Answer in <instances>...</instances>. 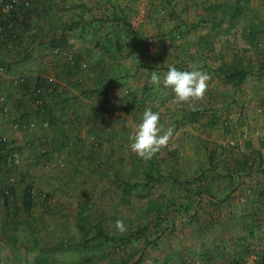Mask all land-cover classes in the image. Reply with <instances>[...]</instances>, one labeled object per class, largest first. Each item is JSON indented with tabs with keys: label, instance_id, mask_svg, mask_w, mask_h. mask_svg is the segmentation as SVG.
Listing matches in <instances>:
<instances>
[{
	"label": "crops",
	"instance_id": "0c3cea01",
	"mask_svg": "<svg viewBox=\"0 0 264 264\" xmlns=\"http://www.w3.org/2000/svg\"><path fill=\"white\" fill-rule=\"evenodd\" d=\"M64 1L66 0H44L45 4ZM98 1H102L105 6L109 4L108 8L111 9V4L122 0H92L93 3ZM72 20L77 21L75 24H80L82 17L73 15L68 23ZM36 31L40 44L31 42L23 45L28 39L27 37L24 40V37V43H19L12 53L0 54V62L6 68L0 75V94H4L8 102L7 113H3L0 108V138L4 136L7 139L6 136L13 135L12 122L18 120L24 124L35 120L37 126L24 127V130H20L24 133V139L22 135L18 137L23 139L21 143L26 155L25 161L32 165L38 163L45 168L46 164L53 166L61 162L64 166V163H86L81 158L88 159L93 165L101 164L98 167L104 171L106 181L109 179V185L111 179L120 178L131 164L137 170L138 165L141 167L148 164L151 173L146 174L145 178L150 176L149 184L159 183L163 179L169 181L167 189H156L161 202L157 205L155 216L148 218V223L144 222L140 213L136 216L139 221L135 222L136 225L147 231L142 233L143 238L137 236V240L132 238V241L137 243L140 239L145 240L144 246L146 241L149 243L153 239L150 236L151 231H156L157 227L161 230L163 225L172 227L173 236H167L163 244L151 243L146 251L134 252V259H139L135 264H183L191 259L197 260L199 264H264V138L253 133L244 137L246 132L264 127V79L246 78V101L252 103L240 115L235 114L237 123L233 125L227 122L212 124L210 122L213 118L209 123L198 122V116L203 114L200 106H190L180 113L181 118L186 115L193 118L192 121L191 117L188 121L184 118L176 128L169 121L167 125L161 123L164 132L171 129L174 133L176 129L177 133H181L180 138L183 141L170 145L174 139H169L151 159L146 160L131 151L129 137L134 134L146 108L150 107L153 111L160 109L156 102L160 101L159 98L149 104H144L141 94L129 99L126 78H92L98 73L95 70L85 76L83 73L78 80L65 77L61 68L49 63L46 58L35 60L37 53L35 55L34 51L46 52L48 47L44 40H48L55 33L53 29L49 31L46 27H39ZM60 31L59 40L74 44V37L78 34ZM38 34L36 33L37 36ZM42 37L44 38L41 39ZM30 39L32 41L33 38ZM74 46L79 50V45ZM103 47L106 49L107 46ZM86 50V47L85 50L81 49V53L84 60L90 62L91 53ZM41 72L44 76L58 75L61 86L65 85L62 81L68 80V86L58 88L52 93L42 91L45 105L36 111L37 107L32 103V93L39 85L38 80L43 78L34 77ZM16 76H25V83L14 84L13 79ZM238 91L240 90L237 89ZM133 99L135 103L128 102ZM255 100L257 101L253 102ZM238 104L241 105L239 102ZM132 112L134 115L129 116ZM212 112L214 114L211 117H219L222 113L218 107ZM43 119L53 120L51 127H43ZM186 147L187 159L180 152ZM5 158V163L0 162V264H127L126 257L120 256L121 254L112 257V242L110 239L105 240L104 236L97 237L94 234L87 237L92 243L102 242L103 250L99 249L102 245H90L89 251L78 253L69 250L67 234L49 233L55 236H42L38 235L40 229L38 233L33 231L32 228L38 225L33 220L32 213L34 212L33 216H39L38 213L44 206L48 207L50 204V194L46 189L48 187L41 185L46 182L32 183L29 175L31 173L28 172L29 165L20 168L21 160L12 163L10 158ZM125 182L124 180L123 183ZM11 185L14 186V191L10 195V203L6 205L2 190ZM29 186L47 193L49 197L44 201L42 199L45 196L40 194L34 200L36 203L33 201L30 203L31 207H26L22 198ZM246 188H251L252 194H245L246 199L240 201ZM126 189H122L123 195L130 196L135 193L134 190ZM144 190L145 187H141L137 193ZM146 193H149V189ZM127 196L122 198L124 204L128 200ZM115 206L120 209L123 203L119 202ZM53 207L58 209L62 205ZM28 208L31 214L26 215L23 212ZM134 208L136 213L140 212L143 203L139 202ZM164 211L166 214H163ZM55 222L54 228L68 226L62 220ZM74 223L81 232L84 231L81 224H78L80 222L75 220ZM47 226L50 227L49 224ZM83 236H79L77 243ZM32 242H44L48 246L52 245V249L46 250V246H41L42 249L29 251L31 247L28 243ZM117 257L120 261L115 260Z\"/></svg>",
	"mask_w": 264,
	"mask_h": 264
},
{
	"label": "rangeland",
	"instance_id": "374dc122",
	"mask_svg": "<svg viewBox=\"0 0 264 264\" xmlns=\"http://www.w3.org/2000/svg\"><path fill=\"white\" fill-rule=\"evenodd\" d=\"M108 5L105 6L102 1L93 3L92 0H66L49 4H45L44 0H39L26 8L24 13L27 30L19 32L18 29L16 38L9 41L10 46L0 45L2 52L0 54L12 53L19 43H24L22 42L24 37V40L27 37L28 39L23 45L31 42H36L35 44L38 45L41 41L36 29L39 30V27H46L49 31L53 29L55 33L51 34L48 40H44L47 42L48 49L44 53L34 51L35 55L37 53L35 60L46 58L49 63L62 68L65 60L62 56H56L53 53L55 47H60L62 52L72 51L81 60L85 59L81 49L85 50L86 47V51L91 53L92 60L87 61V68L81 73L85 76L95 70L98 73L93 74L92 78H126L129 99L141 94L144 104H149L159 98L160 101L156 102L160 109L155 111H159L163 117L161 118L162 124L167 125L169 121V124H174L175 127L183 122L181 120L184 118L188 121L191 117L192 121L193 116L191 115L180 117V113L190 106L202 108L203 114L198 116V122L209 123V120L213 118L210 123H215V125L221 122L231 125L237 123L236 115L242 113L252 103V101H246L248 99L244 91L246 78L264 79V0H122L111 4V9ZM237 5L240 9L236 11L235 6ZM73 15L82 17L80 24H75L77 21L73 20L68 23ZM60 30L62 32L66 30L68 34H78L74 37V44L66 40L62 42V39L58 44L53 40L50 41V38L58 39ZM251 31L255 32L253 36ZM80 36L86 38L83 39ZM2 37L7 38V35ZM74 45H79V50ZM104 45L107 46L106 49ZM169 65H174L181 70L199 68L206 73L207 87L203 96L192 98L187 102H179L176 96L172 95L174 92L170 88H165L162 84L156 88L151 83V73L155 71L163 75L167 72ZM234 68L247 71L246 78L239 85L237 84L238 76L226 78L222 71L228 74ZM37 72L39 71H35ZM43 76L41 72L34 78ZM262 82L264 84V81ZM237 89L240 91L237 92ZM217 107L222 113L219 117H211L214 114L212 111ZM133 115V112L129 114V116ZM21 129L24 130L23 127ZM20 130H13V135L6 136L8 143L11 142L14 147L17 146V158L9 157L6 153L7 158H10L12 163L18 159L21 160L19 161L20 168L23 165H29L28 172L31 173L29 175H31L32 183L46 182L41 185L48 187L46 189L50 194L48 207L44 206L38 213L39 216H33L34 212L32 213L33 220L35 219L38 225L32 229L37 233L40 229L38 235L67 234L68 243L74 242L69 250L82 253L89 250L88 247L79 246L77 243L79 236L86 233L90 238L100 229L118 238L119 241L115 246L111 241L112 257L121 254L120 256L126 257L127 264H135L139 261V259H134V252L146 251L151 243L161 242L160 244H163L167 236H173L172 227L163 225L161 230L157 227L156 231H151L150 236H153L151 237L153 239L149 243L146 241L144 246L145 240L140 239L137 243L132 241L131 244L123 238L131 233L134 240H137V236V238H143L142 233L147 229L136 225L139 222L136 216L140 213L144 222L154 217L157 205L161 202L156 189H167L169 181L165 179L154 184H149V181L148 184L146 183L148 186L144 183L146 174L151 173L148 164L141 165V167L138 165V170L134 164H131L120 178L111 179L109 185L107 183L109 179L106 181L104 171L99 168L101 164L93 165L88 159L81 158L82 161H87L86 163H64V166L56 163L50 168H44L38 163L32 165L25 161L26 155L21 143L24 133ZM176 131L175 129L169 138L170 141L174 139L170 145L183 141L180 138L181 133ZM20 135L23 139L18 138ZM180 152L187 159V147L182 148ZM149 166H152V163H149ZM124 180L125 183H123ZM127 184L132 186L127 189L135 192L130 196L122 193V189H126ZM141 187H145V190L137 193ZM146 188L149 189L148 194H145ZM124 196L128 197L125 204L122 200ZM161 197L164 198L165 195ZM119 202L123 203L120 209L115 206ZM139 202L143 203V209L136 213L134 207ZM58 205L62 207L58 209L53 207ZM29 211L28 208L23 213L29 215L31 214ZM163 214L166 212L164 211ZM56 220L59 222L62 220L68 226L54 228ZM75 220L80 222L78 224H81L83 232L80 231L79 226H76ZM117 220L124 222V231L117 228ZM43 226L46 227L42 228ZM140 229L144 231H139ZM150 229L153 230L152 227ZM93 244L95 243L90 242L89 245ZM28 245L31 247L29 251L42 249L43 246H46V250L52 249V245L48 246L44 242L37 244L32 242ZM99 249L103 250V245ZM119 257L115 260L120 261Z\"/></svg>",
	"mask_w": 264,
	"mask_h": 264
},
{
	"label": "clouds",
	"instance_id": "9594fccd",
	"mask_svg": "<svg viewBox=\"0 0 264 264\" xmlns=\"http://www.w3.org/2000/svg\"><path fill=\"white\" fill-rule=\"evenodd\" d=\"M207 79V74L199 68L181 70L174 65H169L167 72L163 75L153 71L150 77L151 83L156 88H159L161 84L165 88H170L179 102L202 97L207 87ZM171 135V129L167 132L163 130L160 112L153 111L149 107L143 111L140 123L136 126L134 134L129 137V146L132 152L148 160L167 144ZM116 226L120 231L125 230L122 220H117Z\"/></svg>",
	"mask_w": 264,
	"mask_h": 264
},
{
	"label": "built area",
	"instance_id": "2783aa9c",
	"mask_svg": "<svg viewBox=\"0 0 264 264\" xmlns=\"http://www.w3.org/2000/svg\"><path fill=\"white\" fill-rule=\"evenodd\" d=\"M39 0H0V40L3 42H8V38H3L2 36H6L7 35V31H12V27H13V22L10 20V15L12 14V11H21L23 9L29 8L31 5H33L35 2H38ZM2 17V18H1ZM12 28V29H11ZM15 37V34L13 35V38ZM8 46H10V42L9 44H7ZM53 53L56 56H62L65 60V62L67 63V65L70 68V72L71 73H75L77 75L80 74V78H81V73L82 70L87 68V62L85 60H81L79 58H77L76 54H74L72 51H64L62 52L60 47H55L53 50ZM6 68L4 64L0 63V75L5 72ZM25 81V79L22 76H16L13 79L14 84L19 85L21 83H23ZM43 81L45 83V85L43 84L40 88H36L34 89V93L35 95H39L42 91H46V92H51V90L54 89V83L57 82L55 76L53 75H48L45 76V78H43ZM66 84V80L62 81ZM42 99H37L36 103L38 105H40L42 103ZM7 98L4 94H0V108L1 111L3 113H7ZM43 127H48V121L47 120H43L41 122ZM39 125V124H38ZM37 126V122L32 120L31 122L27 123V124H21L19 121H15L12 122V128L14 130H20L21 127H27V128H35ZM250 133H253L256 136L262 137L264 138V127L262 128H257L255 129L253 132H246L244 134V137H248L250 135ZM3 141H7V139L3 136L0 138V140ZM8 143V142H7ZM10 146H13L12 144H9L8 147L10 148ZM11 149V148H10ZM9 157H12L14 159L17 158V151L11 149L9 152ZM59 165L62 166L63 163L58 162ZM52 167L49 164L45 165V168H50ZM33 195H37V190L36 189H32L31 190ZM250 195L252 194V189L251 188H246L244 191V194L241 195L240 197V201H244L246 198V195ZM44 196V195H43ZM200 262H198L197 260L191 259V260H187L185 264H199Z\"/></svg>",
	"mask_w": 264,
	"mask_h": 264
},
{
	"label": "trees",
	"instance_id": "16d2710c",
	"mask_svg": "<svg viewBox=\"0 0 264 264\" xmlns=\"http://www.w3.org/2000/svg\"><path fill=\"white\" fill-rule=\"evenodd\" d=\"M236 8V9H235ZM235 10L237 11V9L239 10L240 9V6H235ZM236 11L235 12H233L234 14L236 13ZM26 12V9H23V10H21V11H12V14L10 15V20L13 22V29H12V31L10 30V31H7L6 33H7V38H8V42H3V41H1L0 40V45H7V44H9V41H11L12 39H15L16 38V32H17V30L19 29V32L21 31V32H24V31H26L27 29V23H26V20H25V15H24V13ZM2 18V17H1ZM115 19H117V17H115ZM251 35L253 36L254 35V33L255 32H253V31H251ZM15 34V37L13 38V35ZM6 37V36H5ZM1 39V38H0ZM54 41V42H56L57 44H58V42L60 43V41H59V39H57L56 40V38H54V39H51L50 38V41ZM15 42V41H14ZM14 45H15V43H14ZM17 52L19 53V51L17 50ZM78 58V57H77ZM65 65L61 68V70L64 72V76L66 77V76H68V77H73V78H76L77 80H78V78H80V74L79 75H77V74H75V73H71L70 72V68H69V66L67 65V63L65 62L64 63ZM223 71V73H224V77H226V78H233V77H235V76H238V81H237V84L239 85L245 78H246V75H247V71L246 70H244V69H239V68H234L233 69V71H231V72H229L228 74H226L225 73V71L224 70H222ZM81 73V72H80ZM54 76H56V74L54 75ZM58 76V75H57ZM55 77V78H58L57 79V82H55L53 85H54V89L53 90H51V92H49V93H52V92H56L57 91V89L58 88H66L67 86H68V80H66V84L65 85H59V82H58V80H60L59 79V77ZM81 76H82V73H81ZM38 78H45V76H43V77H38ZM25 83V81L23 82V83H21L20 85H23ZM39 85H38V88H40L43 84L45 85V83H44V81H43V79H40V80H38V82H37ZM37 88V86L34 88V89H36ZM46 92V91H45ZM37 99H42V93H40L39 95L37 94V95H35V93L33 92L32 93V103L33 104H35L36 105V107H37V110L36 111H38V110H40V107L42 106V105H45V103H44V100H43V102L40 104V105H38L37 103H36V100ZM45 107V106H44ZM41 109H43V108H41ZM43 120H47L48 121V127H51V125H52V121H50V119H43ZM42 120V121H43ZM18 121V120H17ZM35 121V120H34ZM41 121V122H42ZM21 123V122H20ZM22 124H23V122H22ZM24 124H27V123H24ZM8 141H3L2 139L0 140V162L1 163H5V157L8 155V152L11 150V149H13V150H16V148H17V146L16 147H14V146H10V148L8 147V145L11 143V142H9V143H7ZM62 144L64 145L65 144V142L63 141L62 142ZM6 153H7V155H6ZM150 176L149 175H147V179H146V181H144V183L146 184H148V182L150 181V178H149ZM198 180H199V178H198ZM201 182V181H200ZM146 184V185H147ZM127 187L126 188H130L131 186L129 185V184H127L126 185ZM34 187L33 186H29V187H27L26 189H25V191H24V195H23V198H22V203H23V205H25L26 204V207H31L32 206V204L30 205V203H32L36 198H37V196L38 195H40V194H42V195H44L45 197L42 199V200H46L49 196L47 195V193H43V192H39L37 189V195H33L32 194V192H31V190L33 189ZM35 189V188H34ZM127 190V189H126ZM13 191H14V186L13 185H11V186H7V187H5V188H3V190H2V192H3V194H2V197L4 198L3 199V201L6 203V205L7 204H9L10 202H9V198H10V195H11V193L13 194ZM35 203L37 202V201H34ZM29 205V206H28ZM132 222V221H131ZM132 223H134V222H132ZM139 231H144V229H140ZM131 235H133L132 233L131 234H129V235H126L125 237H123L124 239H125V241L127 242H129V243H132V237H131ZM96 236L97 237H103L104 236V238H105V240H111L112 242H113V245L115 246V245H117V241H119L118 240V238H116L115 236H110V235H108V233H104L102 230H100V229H98L97 230V232H96ZM115 242V243H114ZM89 243H90V241L87 239V235H86V233H84V236H83V238H82V240L78 243L80 246H82V247H84V248H87L88 246H90L89 245ZM72 242H69L67 245H68V247H72ZM102 244V242H100L99 244H97V243H95V244H93V245H101ZM92 246V245H91ZM118 247V246H117ZM186 263V261L183 263V264H185ZM237 264H239V263H237Z\"/></svg>",
	"mask_w": 264,
	"mask_h": 264
}]
</instances>
